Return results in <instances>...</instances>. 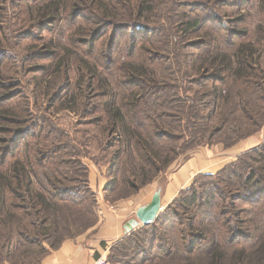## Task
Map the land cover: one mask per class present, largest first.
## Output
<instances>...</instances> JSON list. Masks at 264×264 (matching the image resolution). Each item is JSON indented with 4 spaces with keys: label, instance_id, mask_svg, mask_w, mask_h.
<instances>
[{
    "label": "trees",
    "instance_id": "obj_1",
    "mask_svg": "<svg viewBox=\"0 0 264 264\" xmlns=\"http://www.w3.org/2000/svg\"><path fill=\"white\" fill-rule=\"evenodd\" d=\"M64 20L66 43L44 34ZM0 57V264H40L96 224L83 159L117 200L264 127V0H0ZM68 101L73 136L51 115ZM106 259L264 264V141L197 174Z\"/></svg>",
    "mask_w": 264,
    "mask_h": 264
},
{
    "label": "crops",
    "instance_id": "obj_2",
    "mask_svg": "<svg viewBox=\"0 0 264 264\" xmlns=\"http://www.w3.org/2000/svg\"><path fill=\"white\" fill-rule=\"evenodd\" d=\"M263 141L264 127L260 132L238 141L229 148L218 144L196 150L183 162L179 171L168 181L167 185H164L165 187L161 190V205L169 203L179 190L188 187L194 175L216 172L222 166L234 161L241 153L258 146ZM214 146H217V150ZM103 168L100 169L102 177L105 172ZM104 181V177L102 180L99 178V185ZM90 186L92 187L91 184ZM145 194H148V190L143 195ZM96 200L98 215L96 224L80 235L65 239L60 247L51 251L40 264H93L95 259L107 256L111 244L128 234L125 233V226L129 220L134 218V211L131 209L132 201H122L116 204L108 202L101 196L100 199L96 197ZM140 226L139 224L138 227Z\"/></svg>",
    "mask_w": 264,
    "mask_h": 264
},
{
    "label": "rangeland",
    "instance_id": "obj_3",
    "mask_svg": "<svg viewBox=\"0 0 264 264\" xmlns=\"http://www.w3.org/2000/svg\"><path fill=\"white\" fill-rule=\"evenodd\" d=\"M249 12L254 14V9L253 8L249 9ZM70 22L71 21H69V20H64V21H62L60 23L56 22V23H54L52 25V27L50 28L49 31L45 30L44 34L47 35L48 37L52 35V37H54L55 41H60V42H62L64 44V43H66L65 38L64 37H60L58 35L55 36L54 33L59 32V30L61 28H63V31L67 34L68 31H66L67 30L66 27L68 26V24H70ZM248 27L250 28L249 24H248ZM65 33H64V35H66ZM33 39H34L33 37L25 38V40H28V41H23L22 43L32 42V41H34ZM15 53L21 54L22 51L21 50H16V51L13 52V55ZM114 58L118 60V57L116 58L113 55V59ZM5 59L6 58H4V57H0V62H4ZM41 62H47V60L43 59ZM102 62H104V64H105V61L103 60V58H102ZM22 87L23 88L21 90H23L25 92L26 86L23 85ZM37 113L38 114H44L45 113V109L44 110H40ZM51 115L53 116L52 120L54 122H56L61 129H64L67 132H69V134L71 136L74 135L73 131H75V130L80 128L78 124L80 122H82L81 121L82 117L74 115L72 103L69 102V101L66 102V105H64V106L60 105V107H58L54 111H52ZM95 116H96L95 114L92 115V117H95ZM262 143H260V144H262ZM219 145L222 146V144H219ZM212 146H207V147H212ZM200 148H206V146H201V147H199L197 149H193V150H191V151H189L187 153H183V154L179 155L178 157H175V159L171 162L170 165H168V167L164 170V172L162 174L158 175L150 184L144 186L138 192H136V193H134V194H132V195H130L128 197L120 198V199H117V200H114L115 199V194H108V193L104 192V189L109 185L108 180H107V178H105V176H103L105 178V181L103 182V184L99 185V178H101V180L103 178L102 177V173L100 172V169H102L104 167V165H101L100 167L99 166L97 167L89 158H85V159H83V161H84V163L86 164V166L88 168L89 181H90V184L92 185V187H91L92 191L91 192H93L94 196L99 198V199H100V196H101L102 198H104L108 202H110V203H114L115 202L116 204H118V203H120L122 201H125V202L126 201H132L133 205H132L131 209H133L132 211H134V213H135V210H136L135 208H137L138 206L144 205L146 202H149L150 199H151V195L157 189H160V191H161L165 187L164 185H167L168 181H170L171 178L175 175V173H177L179 171L180 167L182 166L183 162L185 161V158L188 155H189L188 157H191L192 154H194L196 152V150H198ZM214 149L217 150V146H214ZM210 150H213V149L210 148ZM210 153L212 154L213 152H210ZM103 169L105 171V168H103ZM216 172H213L211 174H215ZM205 174H208V173H205ZM196 175H194L192 177V179H190V183H189L188 186H190V184L192 183V181H193V179H194V177ZM95 182H97V183H95ZM147 190H148V194L149 195L148 194L143 195L145 193V191H147ZM118 195H121V194H118ZM169 203H165V204L161 205L162 207H161V211L159 213H161L167 207V205ZM73 230H75L74 227H73ZM106 257H105V260H106L107 264H110L107 261Z\"/></svg>",
    "mask_w": 264,
    "mask_h": 264
},
{
    "label": "water",
    "instance_id": "obj_4",
    "mask_svg": "<svg viewBox=\"0 0 264 264\" xmlns=\"http://www.w3.org/2000/svg\"><path fill=\"white\" fill-rule=\"evenodd\" d=\"M161 207V191L157 189L148 203L136 208L134 218L129 220L125 226V233L136 229L139 224L142 226L152 223L161 211Z\"/></svg>",
    "mask_w": 264,
    "mask_h": 264
},
{
    "label": "built area",
    "instance_id": "obj_5",
    "mask_svg": "<svg viewBox=\"0 0 264 264\" xmlns=\"http://www.w3.org/2000/svg\"><path fill=\"white\" fill-rule=\"evenodd\" d=\"M93 264H107L105 258L99 257L94 260Z\"/></svg>",
    "mask_w": 264,
    "mask_h": 264
}]
</instances>
